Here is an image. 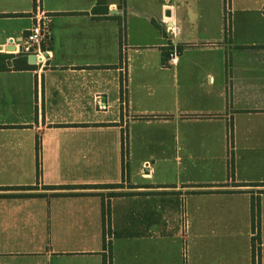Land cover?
Masks as SVG:
<instances>
[{
  "label": "crops",
  "instance_id": "crops-1",
  "mask_svg": "<svg viewBox=\"0 0 264 264\" xmlns=\"http://www.w3.org/2000/svg\"><path fill=\"white\" fill-rule=\"evenodd\" d=\"M101 6L0 0V264H264V0Z\"/></svg>",
  "mask_w": 264,
  "mask_h": 264
},
{
  "label": "built area",
  "instance_id": "built-area-1",
  "mask_svg": "<svg viewBox=\"0 0 264 264\" xmlns=\"http://www.w3.org/2000/svg\"><path fill=\"white\" fill-rule=\"evenodd\" d=\"M33 20L32 26L22 34L20 42L15 44L14 49L8 52L24 56L34 54L36 59L35 62L41 64L47 60V54L52 39L50 16L44 11L36 9L33 14ZM168 30L170 32L173 31L171 27H168ZM176 53L177 49L171 48L169 55H175ZM108 235H106V240L109 239Z\"/></svg>",
  "mask_w": 264,
  "mask_h": 264
},
{
  "label": "trees",
  "instance_id": "trees-1",
  "mask_svg": "<svg viewBox=\"0 0 264 264\" xmlns=\"http://www.w3.org/2000/svg\"><path fill=\"white\" fill-rule=\"evenodd\" d=\"M105 2V0H96V7L93 9L94 11H101V12H106V7H102L101 4H103ZM99 5V6H98ZM98 6V7H97ZM169 51L168 49H163L162 52V56H168ZM8 58L9 56H5V58ZM11 57V56H10ZM17 57L22 58V60L25 61L26 63V56L19 54ZM25 67H32L31 65L25 64ZM125 143H126V138L123 135L122 136V152L124 153V149H125ZM35 148H36V178L38 179L40 176V166H39V150H40V146H39V140L36 139V144H35ZM100 187H111V188H119L122 187V184H106V185H97ZM96 186V187H97ZM86 186H82L79 188H85ZM46 188H56V187H47ZM60 188V187H59ZM63 188V187H61ZM68 188H75V187H68ZM125 194L123 192H112L109 194V196H115V195H122ZM251 214H252V220H253V237H252V247H253V251H255L256 248H258V225H259V202L258 199H255L252 201L251 204ZM102 217H103V223L104 225H106V232H110L109 229V212L107 207H105L104 203L102 202Z\"/></svg>",
  "mask_w": 264,
  "mask_h": 264
},
{
  "label": "water",
  "instance_id": "water-1",
  "mask_svg": "<svg viewBox=\"0 0 264 264\" xmlns=\"http://www.w3.org/2000/svg\"><path fill=\"white\" fill-rule=\"evenodd\" d=\"M164 14H165L166 16H169L170 12H169L168 10H166V11L164 12ZM13 49H14V47H12V48H6L7 51H10V50H13ZM26 59H27L28 64H34V63H36V62H35L36 59H35V55H34V54H28V55L26 56Z\"/></svg>",
  "mask_w": 264,
  "mask_h": 264
},
{
  "label": "rangeland",
  "instance_id": "rangeland-1",
  "mask_svg": "<svg viewBox=\"0 0 264 264\" xmlns=\"http://www.w3.org/2000/svg\"><path fill=\"white\" fill-rule=\"evenodd\" d=\"M12 55H14V56H16V57H17L19 54H12ZM122 186H123V185H122ZM114 191H115V189H114ZM116 191H117V190H116ZM118 191H120V190H118Z\"/></svg>",
  "mask_w": 264,
  "mask_h": 264
}]
</instances>
